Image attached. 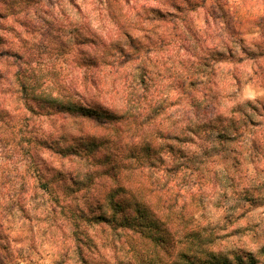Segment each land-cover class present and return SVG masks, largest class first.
Returning <instances> with one entry per match:
<instances>
[{
    "label": "rangeland",
    "instance_id": "1",
    "mask_svg": "<svg viewBox=\"0 0 264 264\" xmlns=\"http://www.w3.org/2000/svg\"><path fill=\"white\" fill-rule=\"evenodd\" d=\"M15 1L0 0L1 10ZM29 1L35 16L0 21V243L10 264H83L73 210L109 214L114 190H154L161 203L165 185L190 195L198 228L227 264H264V0H196L182 10L168 0H112L108 13L96 0ZM87 31L94 42L128 32L144 46L131 50L140 61L89 66L102 50L82 41ZM140 64L152 77L131 100ZM55 94L111 106L118 118L106 128L63 122L35 104ZM79 130L106 140L96 159H60L40 143ZM223 132L234 141L221 147ZM171 164H184L179 175ZM114 166V178L105 176ZM191 177L192 193L181 189ZM76 225L92 240L85 264H136L105 225Z\"/></svg>",
    "mask_w": 264,
    "mask_h": 264
},
{
    "label": "trees",
    "instance_id": "2",
    "mask_svg": "<svg viewBox=\"0 0 264 264\" xmlns=\"http://www.w3.org/2000/svg\"><path fill=\"white\" fill-rule=\"evenodd\" d=\"M19 1L8 4L6 9L1 10L2 8H0V21H4L8 17H19L21 12H24V16L29 17L31 15L35 16V13L40 11L29 6V0ZM96 1H98V5H104L103 9L107 13L111 11L112 0H103L102 4L99 0ZM168 1L170 7L178 10L188 6L194 8L193 5H197L198 2L196 0ZM81 37L89 48L94 47L91 50H102L97 61H94L93 58L88 59L89 66L104 64L122 67L130 64L132 60L140 58L139 55L133 56L131 50H144V46L143 48L139 47L135 38L128 32H124L122 38H111L105 34L96 42H94L95 40L89 31H87L86 36L82 34ZM138 70H140V73L134 82L135 84L130 82L131 90L128 95L131 100H134V98L139 100L145 95L148 86L147 81L152 77L147 72L145 64L138 65ZM106 71L104 69L103 73H106ZM18 86L21 93L26 94L28 88L25 82H20ZM188 95L193 98L191 92H188ZM35 104L39 109L51 110L53 115L63 122L75 120L80 124L106 128V126L111 127L114 125V120L116 121V118H118L117 113L110 109L111 106L93 105L91 102L81 100V98H74L72 94L67 96L55 94V96H51L46 100H35ZM33 107L30 106L29 109L33 110ZM136 115L134 119H140V114L137 113ZM224 117L225 122L229 125L227 127H232L235 131V118L233 116ZM212 125L211 123L208 124L209 127L213 128ZM86 135L84 131L79 130L77 135L61 134L47 140H40V143L60 159L92 161L97 158V153L106 147V140L104 138L98 140V138ZM219 137H221L219 141L221 147L234 141V136H230L227 132H223ZM67 140L76 143L67 144ZM250 143L252 147L257 145L254 138H250ZM168 149L167 152L174 159H177L171 146H168ZM147 159L151 165V159L149 157ZM106 162L107 160H104L102 164L105 165ZM183 165L171 164L166 166L165 169L170 174L177 176ZM116 168L115 166L104 168L103 173L109 178H114ZM185 168L187 167L185 166ZM186 186H188V192L192 193L191 189L194 186L192 177L188 179L186 184H182L181 189ZM162 190H165L166 194L163 196L161 203L160 201L158 203L153 202L151 199L154 190L150 193L144 191L138 193L131 190V194L125 192L121 195L117 190H114L107 197L109 214H104L102 211L99 214H88L83 210H73L71 216L75 221L72 232L74 252H76L82 263H86L87 254L92 249L90 244L92 240L87 232L81 230L80 226L77 227L76 220L83 221L89 226L105 225L114 237L121 240L122 248L134 258L136 264H227L226 258L216 254L211 248L214 239L211 238L210 234L204 235L203 231L198 228L195 216L188 208L190 195L182 196L181 190L173 191L168 185L163 186ZM57 203L59 202L57 201ZM95 205L96 209H101L97 201ZM7 253V248L0 243V264H10ZM62 263H65V260Z\"/></svg>",
    "mask_w": 264,
    "mask_h": 264
}]
</instances>
